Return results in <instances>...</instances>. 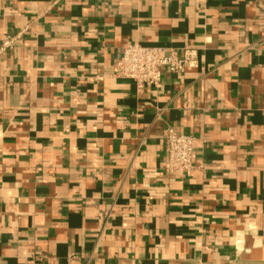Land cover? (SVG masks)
<instances>
[{"label":"crops","instance_id":"0c3cea01","mask_svg":"<svg viewBox=\"0 0 264 264\" xmlns=\"http://www.w3.org/2000/svg\"><path fill=\"white\" fill-rule=\"evenodd\" d=\"M7 37L0 264H264V0H0ZM135 42L193 62L139 88Z\"/></svg>","mask_w":264,"mask_h":264},{"label":"built area","instance_id":"2783aa9c","mask_svg":"<svg viewBox=\"0 0 264 264\" xmlns=\"http://www.w3.org/2000/svg\"><path fill=\"white\" fill-rule=\"evenodd\" d=\"M13 39L7 37L2 42L0 50L11 48ZM193 62L189 55L162 54L157 48L141 43H131L125 47L115 63L116 75L123 79L134 81L139 88L158 86L161 70L182 72L187 64ZM192 135L167 129L165 137V151L167 153L166 171L180 172L190 175L193 165Z\"/></svg>","mask_w":264,"mask_h":264}]
</instances>
